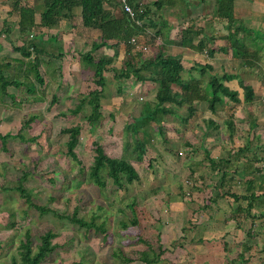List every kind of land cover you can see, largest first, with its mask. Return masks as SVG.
<instances>
[{
    "label": "rangeland",
    "instance_id": "obj_1",
    "mask_svg": "<svg viewBox=\"0 0 264 264\" xmlns=\"http://www.w3.org/2000/svg\"><path fill=\"white\" fill-rule=\"evenodd\" d=\"M151 36L147 35L148 52L133 48L131 54L119 51L114 56L110 48L91 51L114 56L112 66L117 73L131 68L130 64L132 68L138 66L139 53L142 58H155ZM13 37L17 45L28 40L19 32ZM12 45L7 48L9 56L20 57ZM65 49L69 57L61 63L60 72L56 69L59 61L54 65L43 64L41 71L47 82L43 102L23 104L21 90L9 86L10 96L0 103V133L9 136L6 150L0 139V264H11L13 258H20L19 247L28 231L36 249L41 235L48 230L56 233L53 243L61 248L47 264H143L145 243L151 244L157 253L164 251L158 264H264V218H256L255 240H249L243 230L236 228L232 220L236 203L227 192H243L244 183L234 184L231 190L220 187L205 159L201 137L207 129L204 118L210 114L202 110V115L195 114L187 124L168 116L163 134L153 124L146 154L143 161L137 162L132 158L133 141L125 135L124 128L144 107L155 102V83L142 84L135 77L119 79L108 71L101 99L103 116L100 121L89 123L85 119L91 112L88 103L81 114L74 115L71 111L90 92L100 89L95 83V70L81 60L79 49L73 46ZM7 63L12 61L0 60V75L15 77L19 67L9 68ZM197 77L200 79L199 73ZM204 88L211 93L209 77L204 78ZM54 93L58 102L51 106ZM177 112L185 114L183 109ZM31 116L37 118L26 126ZM75 125L82 127L77 149L80 165L67 154L68 136L61 133ZM240 125L239 133L243 134L240 132L243 130L246 134L247 124ZM21 130L28 141L19 138ZM33 137L37 140L29 141ZM94 141L110 157L130 159L139 178L123 189L109 180L105 188H99L89 176L94 164ZM211 148L215 151V145ZM240 161H235V165L242 171L246 162ZM237 177L240 181L246 179L242 175ZM19 181L32 193L36 205H48L54 213L43 215L30 207L12 189ZM75 209L88 221L95 218L107 235L94 230L87 232L72 224L68 218ZM133 214L138 217V226L131 224ZM244 223L248 226L252 220ZM254 243L255 248L247 253L245 246Z\"/></svg>",
    "mask_w": 264,
    "mask_h": 264
},
{
    "label": "trees",
    "instance_id": "obj_2",
    "mask_svg": "<svg viewBox=\"0 0 264 264\" xmlns=\"http://www.w3.org/2000/svg\"><path fill=\"white\" fill-rule=\"evenodd\" d=\"M45 4V12L41 14L40 21H36L35 8L30 5L27 0H15V8L19 11V33L28 37V40L21 46L15 47V50L20 53V59H10L12 63H7L8 67H19V71L15 77H7L0 75V101H3L8 96V87L14 86L20 91L21 103L23 104H37L46 99L44 87L46 85L45 77L41 71L42 57L50 59L62 60L65 57V52L61 44L57 48L51 44L57 43L53 40L48 42L44 39L43 30L52 29L60 26L64 19H72L74 17V10L81 8L82 25L88 30L96 31L100 35L101 43L96 46L95 50L100 48H110L115 52L114 56L119 55L120 47L125 45L130 52L134 47L132 41L135 39L137 45L140 41L147 39L148 28L155 27L154 12L161 11L166 6L175 5L176 0H156L152 3L146 4L142 0H127V3L132 7L134 15L127 13L124 8L122 15L117 16L116 10L121 8V0H43ZM224 1V6L221 7V15L229 18L230 23L233 17L228 14L229 8L225 5L229 0ZM180 2H187L180 0ZM226 11V12H225ZM225 12V14H223ZM193 28H188L183 33V45H192V40L195 33ZM38 32V33H37ZM36 33V34H34ZM204 42L199 43L198 50H206ZM235 54H239V46L235 44L232 47ZM142 53L146 52L143 46L140 50ZM209 56L214 55V51L206 50ZM140 62L138 66L123 69L116 73L113 68L114 56H108L105 53L90 52L83 54L81 60L85 64L92 66L95 70V83L100 87L89 93L81 103L71 111L74 115L81 114L84 104L88 103L91 106V112L85 116L89 123H95L101 120L102 103L104 88L106 86L105 73L113 71L115 77L119 79L135 77L142 84L146 82H153L156 86L155 102L141 110L140 114L131 122L125 125L124 132L128 138L133 141V155L132 158L137 161H143L146 154V146L151 137V127L153 124L158 125L160 133L163 134V124L168 116L177 117L181 123L187 124L196 114L198 104L205 102L208 104V109L213 114L218 113V109L223 104L224 97L229 98L232 102H239L238 93L230 90L223 84V81L233 80V76H224L221 79L214 73V68L211 65L195 64L193 70H200V79L190 76L188 79L184 77L185 67L180 59L166 57L159 55L156 58L142 59L140 54ZM1 71V69H0ZM209 76V84L211 87L212 96L210 97L204 88V78ZM240 86L245 90V100L252 99L253 91L245 84L243 80L240 81ZM12 98L14 96H11ZM58 102L57 95L54 93L51 100V106ZM184 110L185 114H180L177 111ZM36 116H31L26 122V126H30L35 120ZM231 127L232 121L227 122ZM208 130L213 136L220 130V126L213 122L208 123ZM19 133V138L22 141H28ZM62 134L68 136L66 143L67 154L79 165L81 161L78 158L77 149L80 145V137L82 134L81 125H75L65 128L61 131ZM9 136H3L0 133V139L3 142V148L6 150L7 140ZM36 137L29 139L35 142ZM209 144H204L205 159L207 160L210 169L214 172L218 179L220 187H227L229 190L233 188L234 184L244 185V191L241 193L227 192V196L231 197L236 203V207L232 208L234 214L233 221L236 223V228L243 230L247 238L251 240L256 235V218H264V160L259 158L248 159L249 147L240 148L234 153H228L227 157L215 158L212 157ZM94 146V164L90 168L89 176L99 188H105L107 181H111L118 189L126 188L139 178V173L127 157H110L104 150L103 146L97 142H93ZM244 157L247 162L243 170L235 167V161L238 158ZM255 163L261 164L257 169ZM260 173V175L256 174ZM245 176L246 179L238 180L237 176ZM25 176V174H24ZM26 177V176H25ZM22 181H19L17 186L12 188L20 193V196L28 203L30 207L36 208L41 214L45 215L51 213V208L48 205L38 206L33 202L32 193L28 191ZM243 182V183H241ZM8 190V189H6ZM55 199H50L53 201ZM242 202H245L243 204ZM134 212V211H133ZM133 226L139 225L138 217L133 214ZM65 218V216H60ZM67 218V217H66ZM252 220L250 225H244L245 221ZM68 220L87 232L94 230L96 233L107 235L103 225L96 223V219L92 218L90 221L80 217L79 210L75 209L71 218ZM254 221V222H253ZM124 226H127L124 223ZM57 237L56 233L48 230L40 237V242L34 249V242L30 232L25 235V240L21 242L19 247L20 258H13L11 264H47V260L61 248L60 245L54 244L53 241ZM255 237L253 238L255 240ZM145 243V241H141ZM147 250L142 253L141 261L143 264H158L161 262V257L164 251L156 252L154 247L149 244ZM253 245H246L245 250L250 253L255 248ZM127 260V259H126ZM128 262L131 260L128 259ZM77 264V263H72Z\"/></svg>",
    "mask_w": 264,
    "mask_h": 264
},
{
    "label": "crops",
    "instance_id": "obj_3",
    "mask_svg": "<svg viewBox=\"0 0 264 264\" xmlns=\"http://www.w3.org/2000/svg\"><path fill=\"white\" fill-rule=\"evenodd\" d=\"M142 1L149 4L156 0ZM185 1L187 2L176 0L175 5L166 6L161 11L153 13L152 20H154L155 27L150 26L147 35H153L150 38L152 45L155 46V58L164 55L180 59L185 67L184 77L186 79L190 76L198 78L197 73L200 75V70L192 71L197 63L211 65L214 68V73L221 79H224V76H233V80H225L223 84L238 93L239 102H232L220 94L224 101L217 114H213L208 109V104L204 105L200 102L198 106L197 115H202L203 111L210 114L203 121L207 129L202 134V143L209 144L210 147L215 145V151L209 147L212 157L215 158L227 157L228 153H234L240 148L248 146V159L259 158L264 160V0L227 1L225 7L230 9L228 14L233 17L231 23L229 18L220 14L222 4L223 6L225 4L224 1ZM27 2L35 8L36 21H40L41 14L46 10L44 1L27 0ZM122 9L121 6L116 10L117 16L122 15ZM73 14L72 19L62 20L60 26L48 30L44 29V39L48 42L57 41L51 45L57 48V45L61 44L65 53V48L68 46L79 49L82 54L93 52L91 48L100 45V35L96 31L83 27L81 8H76ZM19 21V11L15 8V0H0L1 61H7L8 58H21V56H9V49H7L14 44L13 36L19 32ZM188 28H193L192 32L196 35L192 40V45L184 46L182 36ZM201 42H204V46L207 47L206 50L214 51L212 57L206 50L197 49ZM235 44L239 46L238 55L234 53L232 48ZM21 45L14 44L15 47ZM146 45H148V38L145 41H140L139 45L134 44V47L141 50V47L144 46L145 51L148 52ZM106 49V47L100 48L99 51L102 52ZM80 52L79 55L82 56ZM120 52H128L125 45L120 47ZM129 53L131 54V51ZM105 54L111 56V54ZM67 57H69L68 54L62 60L42 57L41 70L44 67L43 64L54 65V62L59 61L56 69H59L57 71L60 72L61 63L67 61ZM142 59L145 60L146 58L143 57ZM56 69L54 71L57 73ZM206 77L209 76L206 75ZM241 80L253 91L252 99L249 101L245 100V90L240 86ZM207 94L212 96V92H207ZM228 120L232 121L231 127H228ZM209 122L220 126V130L215 136L209 133ZM241 123L247 124V133L245 134L243 130L240 131L246 135L245 140L242 137L243 134L239 133V128L242 127ZM237 143H242L240 144L242 146H236ZM241 159L247 162L244 157L238 158L236 162H241ZM254 165L257 169L261 166L259 163ZM238 169L240 170V167ZM256 174L260 175V173ZM199 239L204 240L205 237L204 239L199 237Z\"/></svg>",
    "mask_w": 264,
    "mask_h": 264
},
{
    "label": "built area",
    "instance_id": "obj_4",
    "mask_svg": "<svg viewBox=\"0 0 264 264\" xmlns=\"http://www.w3.org/2000/svg\"><path fill=\"white\" fill-rule=\"evenodd\" d=\"M124 10L129 13L130 15H134V11L132 7L127 3V0H121ZM133 44L137 45L136 40L132 41ZM141 47V46H140Z\"/></svg>",
    "mask_w": 264,
    "mask_h": 264
}]
</instances>
